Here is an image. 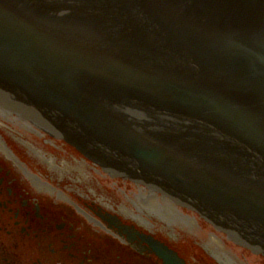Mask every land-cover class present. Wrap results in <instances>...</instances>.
I'll return each instance as SVG.
<instances>
[{"label": "water", "instance_id": "95a60500", "mask_svg": "<svg viewBox=\"0 0 264 264\" xmlns=\"http://www.w3.org/2000/svg\"><path fill=\"white\" fill-rule=\"evenodd\" d=\"M16 106L132 179L134 207L194 234L181 203L264 254V0H0V114Z\"/></svg>", "mask_w": 264, "mask_h": 264}, {"label": "flooded vegetation", "instance_id": "af4514ba", "mask_svg": "<svg viewBox=\"0 0 264 264\" xmlns=\"http://www.w3.org/2000/svg\"><path fill=\"white\" fill-rule=\"evenodd\" d=\"M18 131L8 135L20 149L12 148L0 132L10 151L0 145V264H257L198 241L194 235L207 226L208 236L217 233L207 222L187 235L142 208H132L127 203V181H132L126 178L99 172L92 163L89 176H64L60 165L73 157L83 159L79 152L35 132L47 145L41 149ZM39 168L44 176L36 172ZM131 185L140 196L139 186ZM160 243L175 251L178 260L166 262L158 252Z\"/></svg>", "mask_w": 264, "mask_h": 264}, {"label": "bare ground", "instance_id": "6f19581e", "mask_svg": "<svg viewBox=\"0 0 264 264\" xmlns=\"http://www.w3.org/2000/svg\"><path fill=\"white\" fill-rule=\"evenodd\" d=\"M1 116L0 117H3L4 119H6V121H8L10 124H9V126H8V123H6V122H4L3 123V121H1L0 120V127L1 126H7L6 128H7V130H9V131H14V130H16L15 129V126H14V124H21L23 127H27V128H29V130H33V131H35L36 132V128L35 127H33V125H35V126H38L37 124H35L34 122H32V121H30L29 119H27V118H22V117H19V116H12V115H2V114H0ZM14 126V127H13ZM48 132V131H47ZM49 133V132H48ZM45 134V137H50L51 139H55V138H57V137H51L50 135H52V134H50V135H48V134H46V133H44ZM40 136H43L42 134H39ZM59 140H61V139H59ZM61 141H63V140H61ZM65 144H67L65 141H63ZM6 151H9L8 150V148L6 147V149H5ZM10 152V151H9ZM80 152V151H79ZM82 155V154H81ZM83 156V155H82ZM85 156V155H84ZM86 163V164H85ZM91 163L94 165V167L96 168V169H98V171L99 172H101V169H100V167L99 166H97L92 160H90L89 158H83V159H79L78 157H73V158H70V160H68V164L67 165H65V164H63V165H60V167L62 168V170H64V172H66V173H69V170L71 169V167L73 168V166H77L76 168L78 169V167H79V173L82 175V176H89V174H90V172H92V166H90L91 165ZM48 164H50L49 166H51V170L52 171H54V172H57V167L58 166H56L55 165V163L54 162H52V161H50ZM132 208H134V206L132 205L131 206ZM130 209V208H129ZM180 209L182 210V211H184L185 212V210H186V208L185 207H180ZM146 213H152V212H148V211H145ZM198 212L197 211H193V213H190L192 216H194L200 223L201 222H204V221H208L207 219H205L201 214H197ZM153 215H155V216H158L160 219L159 220H163V221H165L166 223H168L169 221L168 220H166L165 218H163V217H161V216H159V215H157V214H155V213H152ZM195 214H197V215H195ZM142 215L144 216V212L142 213ZM127 216H131V218H132V216H133V213L131 212V211H129V210H127ZM157 217V218H158ZM200 218L201 219H203V221H200ZM170 223V225H172V226H174L171 222H169ZM175 227V229L176 230H178V231H181L182 233H184L185 234V232H183L182 230H180L179 228H177L176 226H174ZM215 234H217L219 237H221L220 235L221 234H218V233H216L215 232ZM225 237V236H224ZM228 245H230V246H232V245H234L233 243H229ZM244 246H242V248H243ZM250 253L252 254V252L250 251ZM263 260H264V258H263Z\"/></svg>", "mask_w": 264, "mask_h": 264}, {"label": "rangeland", "instance_id": "374dc122", "mask_svg": "<svg viewBox=\"0 0 264 264\" xmlns=\"http://www.w3.org/2000/svg\"><path fill=\"white\" fill-rule=\"evenodd\" d=\"M1 116V115H0ZM23 118V117H22ZM0 120L1 121H3V123L4 122H6V123H8V126H9V122L8 121H6V119H4L3 117H0ZM14 126H15V129H18L19 131L16 133V134H18L19 136L20 135H23V137H24V139L25 140H28L29 142H34L35 143V146H37V147H39V148H41V149H44L45 147H47V145H46V143L44 142V140L43 139H45L46 137H43V136H45V134L43 135V136H38L36 133H38L39 134V130H40V128L39 127H37V126H35V125H33V127H35L36 128V133H35V131H33V130H29V128H27V127H23L21 124H14ZM13 126V127H14ZM7 126L5 125V126H1L0 127V132H1V134L3 133V137L6 139V141L7 142H9V145L12 147V148H17V147H19V149H20V145H18V141H15L14 140V138L13 139H11V135H8V134H12V133H10V131L8 130V133H7V128H6ZM43 132V131H42ZM13 135V134H12ZM60 143H63V141H61V140H58ZM58 142V143H59ZM20 143V142H19ZM68 148V147H67ZM21 150H23V149H21ZM38 162V163H40V164H38V165H46V162H44L42 159H35V161L34 162ZM86 164V163H85ZM77 167V166H76ZM75 166H73V168L71 167V169L69 170V173H66V172H64V176H82L80 173H79V167H78V169L76 168ZM38 168V167H37ZM39 170L40 171H38V170H36V172L37 173H39L40 175H43L44 176V170H42L41 168H39ZM104 182H106L107 184H110V183H112V181H110V180H105ZM115 188L117 189V187L115 186ZM118 190V189H117ZM127 203H129L128 205H131L132 206V204L127 200ZM154 217H158V216H154ZM157 219H160V218H157ZM161 221H163V220H161ZM201 221V220H200ZM201 224H203V222H201ZM206 226V225H205ZM206 228H208V229H210L208 226L206 227ZM221 236V238L226 242V239H225V237H224V235L223 234H221L220 235ZM183 238V237H182ZM232 248H234L235 250H237L238 252H240V253H242V254H244L245 256H247V257H249L250 259H252L253 261H255V262H257V263H259V264H264V260L260 257V256H254V255H252L251 253H250V251H248L247 249H245V248H242V247H240V246H236V245H232L231 246Z\"/></svg>", "mask_w": 264, "mask_h": 264}]
</instances>
